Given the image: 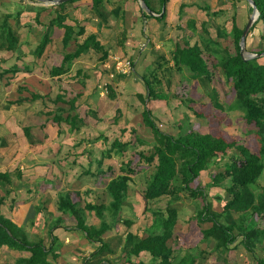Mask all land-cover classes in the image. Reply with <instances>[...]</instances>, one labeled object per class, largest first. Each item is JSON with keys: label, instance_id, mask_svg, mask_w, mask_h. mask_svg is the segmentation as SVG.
<instances>
[{"label": "trees", "instance_id": "trees-1", "mask_svg": "<svg viewBox=\"0 0 264 264\" xmlns=\"http://www.w3.org/2000/svg\"><path fill=\"white\" fill-rule=\"evenodd\" d=\"M77 1L80 0H70L65 4L53 7L52 14H49L51 10H39L32 19L34 25L39 28L43 27L39 44L34 52L38 58L45 53L47 46L51 43L54 28L65 30L63 61L60 67L51 69V77L68 74L72 62L78 60L83 54L91 50L100 55L98 60L100 65L105 64L109 60V51L98 42L96 36H88L80 42V38L85 35V29L80 27L78 23L74 26L69 24L70 17L66 12V8L69 4ZM89 1L92 3V10L95 15H99V10L105 8L104 6L109 2V0ZM252 1L255 3L260 16L251 28V32L257 26L263 28L261 39L264 43V0ZM135 2L138 3V0H135ZM144 2L153 14L161 15L163 9L167 8L169 0H144ZM186 7L183 4L180 6L178 19L182 20L183 10ZM205 10L207 11V8ZM249 10L252 13L253 9L251 7ZM23 12L22 10H18L14 14L3 13L2 17H0V45L1 43L2 45H6L7 51L11 54H18L20 50L19 32L24 26L21 21ZM46 15L49 17L44 19ZM141 15L143 21L150 19L145 9H141ZM117 17L123 19V22L125 21L122 10L118 11ZM166 18L167 11H165L163 18L156 17L160 24L163 25ZM46 19L48 22L44 23ZM232 22L236 47L235 55H231L227 50L222 49L221 43L212 38L206 28L207 23L204 22L201 25L204 35H201L194 44H191L186 38L183 41V46L176 44L175 49L171 52V61L178 70H188L194 80L210 83L212 82L213 72L208 66L205 54L216 60L214 68L223 72L227 82L232 85L235 92V100L229 106V110L242 113L246 125L255 128V136L259 145L258 152L254 153L241 144L227 143L224 139L210 134L190 131L185 132L187 134L182 133L174 136L161 131L152 111L148 107L152 101H167L168 99L165 93L161 90L158 91L159 85L162 82L156 78L157 71L163 69L168 59L163 54L157 55L152 68L141 78L145 86V95H136L144 107L142 111L143 123L152 133L153 142L150 153L135 152L133 151L135 149L133 141H123L118 137H115L108 144L109 140L105 135L101 134L94 141L103 140L105 147L100 157L95 161L97 165L96 170L93 172L92 167L94 162L91 160L88 162L87 167L76 165L78 163L77 159L92 156V147L86 148L84 146L82 150H79L82 141L74 143L68 151L60 147L59 152H67L65 158H70L73 155V166H78L81 171L83 170L78 177H90L93 184L98 180V177L106 175L107 172H113L111 165L105 167V160H113L117 157L123 159L119 166L120 174L112 177L104 186L109 197V203H83L82 199L74 202L72 195L76 192L71 191L70 186L72 184L68 182L66 186L67 191H61L58 194L56 216L54 214L48 215L45 203H40L39 206L34 207L28 212L24 224L19 226L14 220L3 216L2 207H4L6 199L0 198V249L6 247L10 250L29 253L28 258H19L10 264H53L50 260L56 261L59 257L60 248H56L58 237L54 235L55 230L58 229H60V233H80L89 244L97 245V248L85 261L89 262V260L99 259L96 264H103L107 258L102 261L100 259L102 255H113L114 251L110 244L105 241V235L120 221L127 226L132 225L129 221L121 220L123 206L127 203L130 196V183L132 182V175L134 173L133 161L125 160L127 154L131 151H133L130 153L133 157H139V163L153 167V171L146 183L143 199L149 204L167 198V205L165 213L149 211L153 216V223L148 230V235L140 237L130 234L131 239L123 246V255L120 260L128 264H146L144 261L137 262L132 259H139L142 253H146L151 258L148 264H205L203 260L201 261L198 256L190 252L182 256L175 255L176 251L173 248V244L176 236L174 230L179 215L174 204L181 200V195L184 192L189 193L194 199H197L200 195H203L206 199L207 195L204 189L199 187L192 189L191 186L201 176V173L208 168L210 163L213 162L216 154H226V156L231 154L228 156V161L224 166H226L227 170L237 172V175L230 177V185L224 188H221L222 182L220 177L217 176L212 179L211 187L221 188L224 191V195L228 196V199L224 204L223 210L219 213L213 211L209 204H206L198 212L197 220L201 225L203 240L214 244L211 248L219 251L223 256L231 251V248L237 243L238 239H241V246L249 254L254 255L258 247L263 248L264 227L250 229L247 227V224L252 216H258L264 221V187H257L264 173V62H261L264 58V50L255 54L258 58L244 59L240 54V40L245 27H239L240 18L238 22L236 15L233 17ZM27 27L30 30L33 28L32 25H27ZM120 36L119 46L123 49L125 41L128 39V33L125 31ZM146 40L152 46L151 37H146ZM72 41L75 42L74 48L68 50ZM19 70L17 66L4 69L0 77H4L7 74L16 76ZM25 71L31 72L28 68ZM83 78H85L83 71L78 70L75 73L74 79H78L83 84ZM106 87L109 91L108 97L114 99V90L109 85ZM64 96L60 93L56 95V98L53 100L56 106L65 103ZM81 96L78 94L76 99ZM45 99L52 100L49 94L43 96L31 93L30 100L32 102H37L38 100L44 101ZM76 99H73L71 102L75 104ZM213 99L217 105L218 96L216 93ZM26 100L19 99L16 103L21 104ZM71 110H73V107ZM55 111L54 115L52 112H49L47 116H52V121L58 126L65 124L71 132L80 131L81 125H85L86 123V117L72 116L61 107L56 108ZM116 113L115 123L119 121L121 109H117ZM88 115L98 117L97 113L91 110L88 112ZM126 132V129H122V133ZM24 133L30 139L31 128H24ZM132 133H135L134 129H132ZM136 141L138 140L136 139ZM59 164L63 165V162ZM15 177L21 180L22 174L17 171ZM80 180L77 181L78 186L87 187L83 189V192L85 194H92V188L87 185L89 182L84 183V181L81 182ZM1 183L11 186L13 184L11 182V175L0 173ZM77 192L80 194L79 191ZM78 194L76 193V195ZM21 202L20 199H12L9 207L10 211H13ZM39 215L40 219L34 222L35 218ZM90 215H93L99 222L98 226L87 224ZM65 216H69L75 222L74 227H70L66 223ZM224 218L226 223L222 222ZM42 221L44 222L41 223ZM27 224H30L36 231L40 226L47 227L48 235L51 238V245L46 247L43 239L30 241V235L26 232ZM84 264L88 263L84 262ZM256 264H264V258H257Z\"/></svg>", "mask_w": 264, "mask_h": 264}, {"label": "rangeland", "instance_id": "rangeland-1", "mask_svg": "<svg viewBox=\"0 0 264 264\" xmlns=\"http://www.w3.org/2000/svg\"><path fill=\"white\" fill-rule=\"evenodd\" d=\"M24 1L30 2L29 0ZM32 3L36 5L39 4L38 2ZM182 4L187 7L183 10L182 20H180L178 19L179 17L177 18V15ZM250 7V4L246 0H169L167 8L165 9V11H167L166 34L158 31L154 37H152V46L147 44V50L149 51L146 52V56L141 59V62H139V59L136 61L130 74L119 75L114 68L115 66L112 67L111 72L114 78L111 79L112 73H108L109 82L107 81L108 84L106 85L103 84L104 77H98L97 73L93 72L99 69V62L96 69L91 68L89 66L91 64L88 62L87 65L79 63V60L72 62V72L84 68L82 71H85L84 82L88 93L90 94L92 92L96 94L99 92L104 98L96 105L100 106L97 109L100 110L98 114L101 116H98L99 118L89 116L91 119L87 120L85 125H81L80 131L78 130L70 133V129H68L65 124H62L61 127L58 128V125L52 121L53 117L47 116L49 112H52L53 115L56 113V107L51 100L32 102L30 98H27V104L23 103L22 106L16 107L9 103L10 101L15 102L22 97L15 92L7 94L8 89L3 88V84L7 80L13 81L20 76L27 77L29 72L22 73L20 76H12V80L10 76L0 77V83H2L0 86V173H9L13 182L11 186L8 185L9 187L4 183L0 184V198L2 196L5 197L6 191H8V194L10 191H13L17 195H20L23 187L25 188H23V190H26L24 182L19 183L14 178L17 168L26 170L28 165H33L29 168V171H34L37 167L34 165L42 163L44 158L47 159L53 156V158H56L55 162L57 165L63 162L66 168L69 167V174H67L68 177L66 178L70 181L69 183L73 185L70 186V189L72 192L78 194L77 191H79L80 193L78 195L73 193L74 202L82 199L83 203L108 204L109 197L107 196L104 186L112 177L120 174L119 166L123 159L117 157L113 160H105V167L111 165L113 167V172H107L106 175L98 177V180L93 184L90 177H78L83 170L81 171L78 166H73V155H71L70 158H65L67 152H59V149L63 147L65 151H68V149L72 148L74 143H78L79 141H82L79 150H82L84 146H86V148L92 147V156H88L89 158L85 156L77 159L78 163H76V165H84V167H87L88 162L91 160L94 162L92 167L93 172L96 170L97 165L95 161L100 157L105 147L103 140L94 141V139L101 134L105 135L109 140L108 144H110L115 137H118L123 141H133L135 143V149L133 151L149 154L152 150V133L143 123L142 111L144 107L136 95H145V86L141 78L152 68L157 55L162 54L165 55L168 60L164 64L163 69L157 71L156 78L162 82L161 85H159L158 91L161 90L165 93L168 99L167 101H152L148 105L159 129L174 136H178L182 133L187 134L185 132L190 131L210 134L224 139L227 143L241 144L254 153L258 152L259 145L255 136V128L246 125L242 113L229 110V106L235 100V92L232 85L227 82L223 72L214 68L216 60L205 54L208 66L213 72L212 82L210 83L194 80L188 70H178L171 61V52L175 49L176 44L183 46L185 38L191 44H194L201 35H204L201 27L204 22L207 23L206 28L212 38L221 43L222 49L227 50L231 55H235L236 47L234 43L232 19L236 15L238 17V22L240 18L239 27H246L252 16L249 10ZM206 8L207 11L205 10ZM4 9L8 12L7 6H4ZM3 13L4 12L0 10V17H2ZM158 16L159 15H155L153 17L158 18ZM119 29H121L120 26H118L116 30L118 31ZM151 34L148 30L141 31L140 36L142 37L145 35L150 38ZM262 35L263 28L260 26H257L252 32L251 30L249 31L245 46L246 56L255 55L264 50V43L261 39ZM58 40L59 39H56V41L53 42L54 45L50 47V50L48 49L50 54L56 56V62L47 59V61L50 60L47 63V67H52L54 63L59 65L62 64L63 58L61 59V57L55 54L57 52L51 50L52 48L60 49V42ZM144 48L145 47H143V49ZM90 61L94 63L95 60L91 59ZM261 62H264V58ZM100 80H102V85L100 84ZM28 85L30 87L32 84L28 83ZM107 85L111 86L114 90V99L108 97L109 91L107 90ZM62 88L61 92L65 95L64 97H66V99H71L74 95L77 97L75 93L76 88L66 83L62 85ZM215 93L218 96L217 105L213 99ZM24 95L23 97H27L29 93H24ZM52 98L51 96V99ZM80 106L81 111L89 108L85 102H82ZM92 109H94V106ZM117 109H121V114L119 121L115 123ZM24 123H28L32 127L30 139L25 138L23 135L22 126ZM63 128L68 130L67 133H65ZM122 129H126L127 132L122 133ZM132 129H134L135 133H132ZM7 133H12L16 137L14 142L11 141L14 143L11 147L9 145L10 137ZM136 139L138 141H136ZM131 152L127 154L125 160L133 161L134 173L132 175V182L130 183V196L127 203L123 206L121 220L129 221L132 225L127 226L120 221L105 235V241L110 244L114 253L113 255H102L100 258L102 261L107 258V260H104L105 262L103 264H128L120 260V258L123 255V246L131 239L130 234L146 237L153 223L151 212L165 213L166 210L167 198L149 204L143 199L146 183L153 171V167L139 163V157H133L130 154ZM55 153H57L56 156ZM229 155L231 154L227 156L226 154H216L213 160L215 163H210L208 168L201 173V176L191 186L192 189L197 187L204 189L207 195L206 199L203 195L194 199L189 193L184 192L181 195V200L174 204L179 215L174 230L176 236L173 244V248L176 251L175 255L182 256L190 252L198 256L201 261L203 260L205 264H256L257 258H264V246L263 248L258 247L255 254L252 255L241 246V239H238L237 243L231 248V251L224 256L221 255L219 251H215L211 248L214 244L203 240L201 225L197 220L198 212L201 211L206 204H209L213 211L218 213L221 212L228 199V196L224 195V191L221 188L230 185V177L237 175V172L227 170L226 166H224L228 161ZM46 164L51 165V162L47 161ZM217 176L221 178V188L211 187L212 179ZM29 178L30 175H27L24 180H29ZM76 178L78 179L76 180ZM79 180L81 182L84 181V183L89 182L87 185L92 188V194H85V192H83V189L87 187H79L76 182ZM41 183L42 184H39V187L36 189H39V194H43L41 197H45L43 201H48V206H51L50 209L53 210V204L58 194L61 191H67L66 181L63 183V181L58 180V182L52 184L45 182L44 185L43 182ZM257 187H264V173ZM11 195H13V193ZM38 197L39 195L36 196L37 199L35 204L41 202L40 197ZM3 211L7 216L13 215L9 207L8 209L7 207L3 208ZM17 215L18 213L15 212L12 217H17ZM65 220L70 227H74L75 222L71 220L69 216H65ZM37 221L38 219L35 218L34 222ZM50 221H52V219H50ZM43 222L44 221L41 223ZM222 222L226 223L225 218L222 219ZM87 224L93 226L96 224V226H98L99 222L93 215H90ZM247 227L250 229L263 228L264 221L258 216H252L248 221ZM26 232L30 235V241L43 239L46 246L51 244V238L46 228L42 226L36 231L30 224H27ZM60 238H62V242L65 245L67 243L71 248H75L79 254V259L88 258L97 248L95 244L90 246L83 235L77 232H69L68 234H63L62 232ZM62 246L63 245L58 242L56 248H61ZM62 252L63 250H60V254H62ZM69 253L70 250L65 251L64 256L69 258ZM59 259L60 258L56 261H51V263L57 264ZM132 259L137 262L144 261L146 264L151 261L150 256L146 253H142L139 259ZM74 260H76L75 257ZM97 260L99 261V259L90 260L89 264H96V262H98ZM82 263L83 262H79V260L77 262V264Z\"/></svg>", "mask_w": 264, "mask_h": 264}, {"label": "crops", "instance_id": "crops-1", "mask_svg": "<svg viewBox=\"0 0 264 264\" xmlns=\"http://www.w3.org/2000/svg\"><path fill=\"white\" fill-rule=\"evenodd\" d=\"M30 2H25L23 0H0V10H2L4 13H15L18 10H22L24 11L22 14V25H24L19 32V37H20V50L18 51V54H11L9 51H7L6 49V45H0V73H2V70L4 69H10L14 66H17L19 70V72L17 73L16 76H20L23 72H27L25 71V69H29L31 72L27 75V77H18L16 80L13 81H6L3 84V88L8 89V93H17L19 96H21L22 98L19 99H27L30 98L31 99V93H35V94H39V95H50V97L52 96L53 100L56 98L57 94H63L61 92L62 85H64V83L76 88V92L75 93L78 95H82L80 98L76 99L75 104H73L71 101L73 99L76 98V95H74L71 99H66L65 97V103L64 104H60L58 106L55 105V103L53 102V105H55L56 108L61 107L62 109H64L66 112H68V114H71L72 116L78 115L81 118H85V121L91 119L88 115V112L91 111H95L97 113V116H101L100 114V110L97 109L100 106H96L97 104H99L100 100H103L104 98L101 96L102 94H99V92H97L96 94H93L92 92L89 94L87 89H86V85L85 82L80 83V81L78 79H74L75 73L80 70L82 71V69L84 68H80L77 71L72 72V68L69 69V73L63 76H59V77H51L50 76V71L51 69H53L54 67H60L61 65L59 64H53L52 67H47V59H51L54 62H56V56L53 54H50L48 49L50 50V47L53 46V42L56 41V39H59L58 41L60 42V49H54L52 48L51 50L55 53L56 55H58L59 57H61V59L63 58V54H64V45H63V40H64V36H65V30L64 29H60V28H54L52 36H51V43L47 46L45 53L38 58L34 52L35 49L37 48L38 44H39V40L41 38V33L43 32V27L39 28L38 26L34 25V23H32V19L34 18L35 14L37 11L42 10V9H46V10H51L49 14H52V10L53 7L55 8V6H51V5H47L43 2H38L39 4H33L37 3V1H33V0H29ZM4 6L8 7V12L4 9ZM38 6V7H36ZM105 8H102L101 10H99L100 14L99 15H95L93 10H92V3L89 0H80L77 2H74L72 4H69L66 8V12L70 17V21L69 24H72L73 26L76 25V23H78L80 25V27H83L85 29V35L82 36L80 38V42H82L83 40H85L88 36L94 35L97 37L98 42L101 43L102 46H104L108 51H109V60L102 65H97L98 64V60H99V56L98 54L95 53V51L91 50L86 54H83L78 60L79 63L81 64H86L87 62L91 65H89L91 68H97L96 66L99 67V69H97L96 72L98 77H104V82L103 84H108V73H112L111 69L112 67L115 68V70L117 69V67L119 65H121L123 63V61H125L126 58L130 59L133 64H136V61L139 59V62H141V59L146 56V52H148V45L149 42L146 41V36H140L141 31H147L151 34V39L152 37H154V35L159 31V32H163V34H166V22L167 20L164 22L165 24H160V22L154 17V18H150L147 20L142 19V15H141V9L142 6L138 0V3L135 2V0H109L108 3H106V5L104 6ZM13 10V11H12ZM122 10L124 13V22L123 19L118 18V11ZM12 11V12H11ZM148 15V14H147ZM177 15V14H175ZM49 16H45V18H47ZM150 17V16H149ZM178 18V15H177ZM43 19V17H42ZM47 19L44 23H47ZM27 25H32L33 28L30 30L29 27H27ZM118 26L121 27V29H119L118 31L116 30L118 28ZM166 27V28H165ZM164 28V30H163ZM127 32L128 33V39L125 41L124 47L122 49V47L119 46V41L121 40V33L123 32ZM153 40V39H152ZM74 44L75 42H71L68 50H72L74 48ZM154 44V42H153ZM151 46V45H149ZM143 47H145L143 49ZM61 51V53H60ZM95 56V59H94ZM125 58V59H124ZM93 59L95 60L94 63L91 62L90 60ZM63 61V60H62ZM73 64V63H72ZM48 70V71H47ZM90 70V69H89ZM110 70V71H109ZM85 72V71H84ZM83 72V73H84ZM106 73V74H104ZM6 77L10 76L11 80H12V74H7L5 75ZM114 78V75L112 73V75ZM84 79V78H83ZM101 79V78H99ZM28 81V82H27ZM84 81V80H83ZM102 80H100V84L102 85ZM108 81V82H107ZM28 83H31L32 85H28ZM2 85V83H0V86ZM83 89V90H81ZM101 89V88H100ZM102 90H103V86H102ZM24 93H29V95L27 97H23L25 96ZM6 94V95H7ZM89 94V95H88ZM64 95V94H63ZM104 96V95H103ZM48 100V99H45ZM44 100V101H45ZM51 100V101H53ZM38 101H43V100H38ZM17 101H10L9 103L12 106H22L23 103L27 104V101H24L21 104H16ZM85 102L87 104V106H89V108H87V110L85 109L84 111H81V103ZM29 104V103H28ZM94 106V109H92V107ZM27 107V106H26ZM73 107V110H71ZM56 112V111H55ZM54 112V113H55ZM87 123V122H86ZM41 125V123H40ZM57 125V124H56ZM7 126V124H6ZM23 135L25 138H27L25 136L24 133V128H32L30 124L28 123H24L23 124ZM61 126H58V128H60ZM69 129V127H68ZM63 130L65 131V133H67V129L65 130L63 128ZM70 131V130H69ZM70 133H72L70 131ZM10 137V142L9 145L11 147V145H13L14 140H15V136L12 133H7ZM7 138V137H5ZM29 139V138H27ZM13 141V142H11ZM62 146V145H61ZM59 149V147H58ZM57 153H55L56 156ZM52 160V161H51ZM56 158H53V156L48 157L47 159L44 158V161H49L51 162V165H47L46 162H42L39 163L38 165H34L37 166L35 168V170L33 171H29V168L33 165H28L26 167V170L22 169V168H17L15 170V173L17 171H19L22 174V178L21 180L15 177L14 174V178L19 182H24V184L26 185V190H23L22 188V193H20V195H17L16 193H14L13 191L9 192L8 191L5 192V197L2 196L1 198H5L6 202L4 207H2V214L5 218L10 219V220H14L16 223L19 224V226H22L25 222V219L27 217L28 212L33 209L34 207H36L37 205L39 206L40 203H45L46 207H47V211H48V215H52L54 214V216L57 215V201H58V196L56 197V200L54 201L53 204V210L50 209L51 206H48L49 203L48 201H43L45 197H41L43 194H39V189H36L37 187H39V184H42L41 182L44 183H55L58 182V180L63 181V183L66 181V184L68 182H70L66 177L67 174H69V167L66 168L64 165H57L55 162ZM4 174V173H2ZM9 174V173H8ZM30 175L29 180H24L25 176ZM67 179V180H66ZM12 182V179H11ZM77 182V181H76ZM13 183V182H12ZM8 186V185H7ZM9 187V186H8ZM25 189V188H24ZM32 191V192H31ZM13 193V195H11ZM39 195L40 197V203L39 204H35L36 203V196ZM12 196V197H11ZM9 197V198H7ZM38 197V198H39ZM20 199L22 202L21 204H18L16 206L15 209H13V215L15 214V212L18 213L17 217H12L7 216L4 214L3 208L10 207L11 204V200L12 199ZM25 214V216H24ZM38 220L40 219V215L38 217H36ZM90 218V216H89ZM88 218V219H89ZM94 226H96V224H94ZM45 228V227H44ZM46 230L48 232V228L46 227ZM63 234H68L66 232H63ZM55 236L58 237V242H60L63 246L59 249V257L60 258L58 260L57 264H77L78 260L79 262H83L82 264L88 263V261H85L87 258L85 259H79V254L77 253V251L75 250V248H71L69 246V244L66 243V245L62 242V238L61 237V233H60V229L55 230L54 233ZM66 242V241H65ZM51 244H49L50 246ZM46 246V247H49ZM91 246V244H90ZM60 250H63L62 254H60ZM70 250L69 253V258H66L64 256L65 251ZM29 253L27 252H20L17 250H10L8 248H2L0 249V264H10L12 262H14L16 259L19 258H28ZM74 257L76 258V260H74ZM52 261V260H50ZM90 261V260H89Z\"/></svg>", "mask_w": 264, "mask_h": 264}, {"label": "water", "instance_id": "water-1", "mask_svg": "<svg viewBox=\"0 0 264 264\" xmlns=\"http://www.w3.org/2000/svg\"><path fill=\"white\" fill-rule=\"evenodd\" d=\"M33 1H37V2H43L47 5H51V6H55V5H62V4H65L67 3L68 1L70 0H33ZM251 8L253 9L252 11V16L249 20V22L247 23L245 29H244V32L242 34V37H241V40H240V46H241V51H240V54L241 56L248 60V59H254V58H258L257 55H250V56H246L245 55V46H246V40H247V36L249 34V31L251 30V28L254 26V24L257 22V20L259 19V12L257 10V7L255 5V3L252 1V0H246ZM141 6L143 9H145V11L147 12V14L151 17L155 16L146 6L144 0H139ZM164 13H165V9H163L161 15H159L158 17L159 18H163L164 16Z\"/></svg>", "mask_w": 264, "mask_h": 264}, {"label": "built area", "instance_id": "built-area-1", "mask_svg": "<svg viewBox=\"0 0 264 264\" xmlns=\"http://www.w3.org/2000/svg\"><path fill=\"white\" fill-rule=\"evenodd\" d=\"M132 62L130 60H125L121 65L116 69L119 75H127L133 70ZM113 77V76H112Z\"/></svg>", "mask_w": 264, "mask_h": 264}]
</instances>
